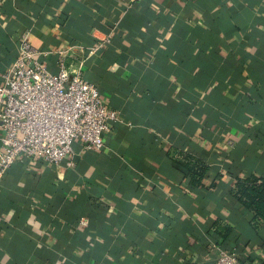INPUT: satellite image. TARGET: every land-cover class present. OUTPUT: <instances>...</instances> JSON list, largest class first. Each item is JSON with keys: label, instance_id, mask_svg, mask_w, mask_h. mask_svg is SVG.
Masks as SVG:
<instances>
[{"label": "crops", "instance_id": "1", "mask_svg": "<svg viewBox=\"0 0 264 264\" xmlns=\"http://www.w3.org/2000/svg\"><path fill=\"white\" fill-rule=\"evenodd\" d=\"M20 38L52 70L85 58L119 120L100 150L5 172L0 264H214L220 247L264 264L233 195L264 175V0H0V79Z\"/></svg>", "mask_w": 264, "mask_h": 264}, {"label": "built area", "instance_id": "2", "mask_svg": "<svg viewBox=\"0 0 264 264\" xmlns=\"http://www.w3.org/2000/svg\"><path fill=\"white\" fill-rule=\"evenodd\" d=\"M90 48L88 54H93ZM56 69L49 68L47 51L18 40L17 56L0 79V182L18 160L39 158L59 164L83 149L100 150L103 133L119 119L118 111L102 100L97 86L84 79L85 58L69 69L59 51ZM72 59H76L71 54ZM232 142L229 141V145ZM214 264H241L233 252L218 248Z\"/></svg>", "mask_w": 264, "mask_h": 264}, {"label": "trees", "instance_id": "3", "mask_svg": "<svg viewBox=\"0 0 264 264\" xmlns=\"http://www.w3.org/2000/svg\"><path fill=\"white\" fill-rule=\"evenodd\" d=\"M199 168H202L203 171V166H201V164ZM202 171L198 172V176L201 175ZM233 195L242 206L251 211L252 222L263 226L264 175L248 174L242 178H238L234 184Z\"/></svg>", "mask_w": 264, "mask_h": 264}]
</instances>
